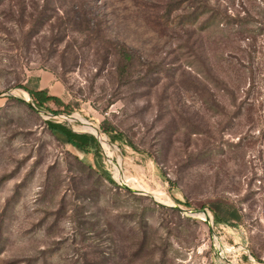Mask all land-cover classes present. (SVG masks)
Wrapping results in <instances>:
<instances>
[{
	"label": "rangeland",
	"instance_id": "rangeland-1",
	"mask_svg": "<svg viewBox=\"0 0 264 264\" xmlns=\"http://www.w3.org/2000/svg\"><path fill=\"white\" fill-rule=\"evenodd\" d=\"M209 1L250 11L253 44L191 24L189 0H97L138 54L123 77L107 43L0 0V264H264V0ZM44 73L65 92L37 107ZM48 120L98 134L101 156ZM217 198L240 221L215 223Z\"/></svg>",
	"mask_w": 264,
	"mask_h": 264
},
{
	"label": "trees",
	"instance_id": "trees-1",
	"mask_svg": "<svg viewBox=\"0 0 264 264\" xmlns=\"http://www.w3.org/2000/svg\"><path fill=\"white\" fill-rule=\"evenodd\" d=\"M16 2L19 8V19L26 23L33 20L36 26L51 23L53 17H57L59 26L62 32L68 33L67 31H74L77 33H85L91 40L98 42L107 43L110 46V51L107 50L106 60L114 59L118 63L119 70L122 71V76L126 77L127 73L130 72L135 65V60L138 56L136 51L128 46L126 43L120 42L108 34V25L105 15L101 10V7L97 3V0H42V8L38 9V12H28L27 9L30 7L29 2L31 1L34 5L36 0H2ZM40 1V0H38ZM191 4L190 11L187 17L190 19V23L199 21L197 19H203V25L206 29L208 25L213 22L223 24L222 26L227 27L228 25L239 26V29L233 35L235 40L249 41V45H252L254 41V31L245 27L248 17L250 18V11H246L245 18H233L227 11L221 8H213L210 5L209 0H189ZM55 3L53 6L52 4ZM54 11L55 14L51 13ZM36 15V16H35ZM34 17H37L34 20ZM193 18V20H191ZM249 21V20H248ZM33 23V22H32ZM203 29V28H202ZM116 68V67H115ZM231 80V79H230ZM33 102L37 107H44L47 102L54 101L59 102L57 96L51 95L47 89H42L40 86V77L37 78V88L35 90H29ZM47 125L50 130L57 135V137L64 143L71 144L75 148L85 152L93 153L95 158L101 156V146L98 138L89 133H79L74 131L66 123L58 122L55 120H48ZM105 132L111 133L108 129ZM113 141L122 139L119 134L111 136ZM105 178L110 182L116 184L115 180L109 172H103ZM211 210L215 217V223H232V221H240L241 212L240 209L232 201L225 198H217L211 203Z\"/></svg>",
	"mask_w": 264,
	"mask_h": 264
},
{
	"label": "crops",
	"instance_id": "crops-1",
	"mask_svg": "<svg viewBox=\"0 0 264 264\" xmlns=\"http://www.w3.org/2000/svg\"><path fill=\"white\" fill-rule=\"evenodd\" d=\"M40 86L42 89H47L51 95L61 96L65 92V88L57 77L50 73L39 74Z\"/></svg>",
	"mask_w": 264,
	"mask_h": 264
},
{
	"label": "water",
	"instance_id": "water-1",
	"mask_svg": "<svg viewBox=\"0 0 264 264\" xmlns=\"http://www.w3.org/2000/svg\"><path fill=\"white\" fill-rule=\"evenodd\" d=\"M28 103H29L31 106L35 107V105H34L33 102L28 101ZM97 133H98V132H97ZM96 135H97V138H98V134H96Z\"/></svg>",
	"mask_w": 264,
	"mask_h": 264
},
{
	"label": "bare ground",
	"instance_id": "bare-ground-1",
	"mask_svg": "<svg viewBox=\"0 0 264 264\" xmlns=\"http://www.w3.org/2000/svg\"><path fill=\"white\" fill-rule=\"evenodd\" d=\"M90 131H96L93 127H89Z\"/></svg>",
	"mask_w": 264,
	"mask_h": 264
}]
</instances>
